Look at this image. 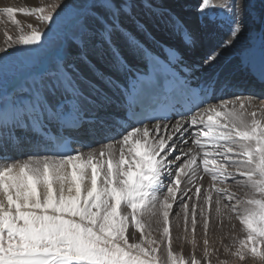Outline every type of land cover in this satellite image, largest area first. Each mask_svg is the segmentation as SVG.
I'll return each mask as SVG.
<instances>
[{"label": "snow or ice", "instance_id": "obj_1", "mask_svg": "<svg viewBox=\"0 0 264 264\" xmlns=\"http://www.w3.org/2000/svg\"><path fill=\"white\" fill-rule=\"evenodd\" d=\"M189 7L208 25L228 27L219 48L244 31L241 0L0 8L15 26L0 46V264H264V98L229 97L224 88L189 105L177 99L161 113L149 104L161 83L141 71L145 45L169 33L191 48ZM17 12L30 22L21 24ZM53 34L50 66L6 97L7 62L44 52ZM220 54L204 63L213 66ZM164 86L181 97L189 91L188 81ZM125 108L127 126L104 135L99 149H75L79 141L59 135L113 131L112 117ZM21 147L28 150L13 155ZM181 240L190 254L174 247Z\"/></svg>", "mask_w": 264, "mask_h": 264}, {"label": "bare ground", "instance_id": "obj_2", "mask_svg": "<svg viewBox=\"0 0 264 264\" xmlns=\"http://www.w3.org/2000/svg\"><path fill=\"white\" fill-rule=\"evenodd\" d=\"M50 2H52V0H0V8L6 6L15 7L17 9L30 8ZM64 2L71 3L72 0H64ZM216 2L217 0H213V3ZM186 3L189 5H196L199 3V0H190ZM241 4L242 21L245 27L244 31L239 35L238 39L234 40V43L231 46L224 48L218 47L228 38L229 29L227 26L219 23L208 25L198 15V12H185L188 26L196 31L197 34L196 41L191 48L182 45L178 37L169 33L157 35L155 37V42L149 43L145 45V47L155 53H159L162 51L164 45H169L181 51L190 62L197 60L203 63L204 59L207 58V55L220 51L221 54L217 57L213 66L210 67L208 64L204 63V69L198 72L202 80L208 82L212 79L218 78L220 86L223 84H229L230 87L235 86L237 91L244 90L247 92L248 89L243 88V85H245L246 82H254V79L250 77V71L244 70V68L251 67L255 63H260V51L262 46H264V24L261 23V16L264 14V0H241ZM14 15L23 25L30 22V19L24 17L22 13L17 12ZM14 27L15 26L7 16L0 15V46L3 44L4 31L7 30L11 34H14ZM50 60L51 58L45 63H36L33 71L29 75L46 70L50 66ZM140 66L142 72H147L148 65L146 57L140 61ZM29 75L13 83L9 88V91L6 93V97L11 96L13 91L16 90L19 85L25 83L29 78ZM251 95L256 96L255 94ZM245 96L248 95L245 94ZM254 102L257 105L260 103V101ZM18 132L17 135L23 137L21 135L24 132H21V134H18ZM102 145L103 143L95 142L92 149L80 147H77L76 149L87 152L93 149H99ZM174 209L177 211L179 210L175 205ZM175 234L176 233L174 232V235ZM181 245H183L185 253L190 254V245L183 243L182 240L174 242V247L177 248V250H179Z\"/></svg>", "mask_w": 264, "mask_h": 264}, {"label": "rangeland", "instance_id": "obj_3", "mask_svg": "<svg viewBox=\"0 0 264 264\" xmlns=\"http://www.w3.org/2000/svg\"><path fill=\"white\" fill-rule=\"evenodd\" d=\"M189 1L190 0H183V2H189ZM71 3L68 2L69 5H71ZM67 11L68 10H65V13H64L65 16L67 15ZM185 12H195L196 13L198 11L194 7H189L185 9ZM60 27H61V30H65L66 23L62 21ZM9 34L11 33L9 32ZM58 43H59V38L57 37V35L53 34L52 42L50 43L48 48L45 49L44 52H41L36 56H30L27 54L18 53L11 60H9L7 62L6 68L3 71V86H4L5 93L9 91V88L12 86L13 83L28 76L33 71L36 63L47 62L54 55L55 49ZM24 47H29V46H24ZM256 101H259V100H256Z\"/></svg>", "mask_w": 264, "mask_h": 264}]
</instances>
